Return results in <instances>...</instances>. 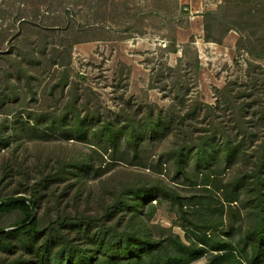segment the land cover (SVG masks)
Wrapping results in <instances>:
<instances>
[{
  "label": "rangeland",
  "instance_id": "1",
  "mask_svg": "<svg viewBox=\"0 0 264 264\" xmlns=\"http://www.w3.org/2000/svg\"><path fill=\"white\" fill-rule=\"evenodd\" d=\"M226 1L244 2L242 8L246 13L258 9L260 3V0H0V90L7 87L6 77L13 60L36 51L39 53L34 56L42 61L41 65L30 67L36 97L30 95L18 104L0 107V140L10 135L19 117L26 120L24 110L36 115L62 112L68 89L66 96L58 91L56 98H51L49 89L61 77L60 72L68 71L71 82L78 85L81 102L92 100L99 105L102 118L110 116L109 112L124 115L125 110L124 117L126 113L142 111L138 115L142 119L147 106L165 112L179 97L185 99L187 105L198 108L197 136L216 128L220 135L229 131L239 140L247 137L251 162L247 169L239 165L221 172L214 181L216 185L206 190L204 186L172 182L170 172L154 173L151 168L154 155L146 163L149 168H144L111 164L108 155L96 154L94 169L102 170V177L94 170L78 180L69 174H59L65 162L80 161L91 154L90 146L57 137L42 141L16 136L7 147L0 148V199L32 198L38 193L35 217L40 229L56 220L89 218L96 223L105 208L115 203L120 191L151 176L174 187L186 203L192 204L186 208L191 220H211L215 227L212 235L225 239V234L232 232L239 239L240 225L247 224L237 219L242 205L227 203L224 191L217 188L230 186L238 176H251L264 154L260 148L264 144V61H256L251 55L260 54L261 47L257 44L254 47L257 34L253 35V25L244 23L246 20L234 22L244 31L243 35L236 29L225 31L229 25L222 23L218 27L214 21L211 36L223 42L205 40V15L218 12ZM66 9L73 14V22L90 26L86 34L66 28ZM20 18L27 20L21 31ZM79 37L94 41L75 45L70 53L69 47ZM174 40L178 52L170 53ZM43 50L47 54H42ZM51 62L57 64L51 67ZM196 62L200 63L199 69ZM208 106L216 110H209ZM171 140L157 143L148 149L147 156L162 153ZM45 180L49 184L43 188ZM246 196L240 194V199H248ZM177 209L163 203L148 225L156 237L180 236L188 244L195 230L188 224L184 229ZM21 218L17 211L2 215L0 228L9 231ZM20 241L10 238L0 242V264H35L32 261L35 259L22 250ZM192 264H209V260L204 257Z\"/></svg>",
  "mask_w": 264,
  "mask_h": 264
},
{
  "label": "trees",
  "instance_id": "2",
  "mask_svg": "<svg viewBox=\"0 0 264 264\" xmlns=\"http://www.w3.org/2000/svg\"><path fill=\"white\" fill-rule=\"evenodd\" d=\"M243 4L242 1H226L218 12L207 13L205 40L218 44L223 42L211 36V23L214 21H217L218 27L222 23L229 25L225 31L236 29L243 35L244 31L234 22L246 20L244 23L253 25V35L257 34L256 37L252 36L256 39L254 47L256 44L261 47L260 54L251 55L256 61H264V39H261L264 38V0H260L258 9L247 13L243 11ZM64 15L68 30L80 35L87 33L90 26L73 22L70 10L66 9ZM18 22L20 31L27 26L26 19L20 18ZM91 41L94 40L79 37L69 47L70 53L75 45ZM169 52H178L175 40ZM38 53L31 51L11 62L12 70L6 77L7 87L0 90L1 108L12 103L18 104L30 95L33 99L36 97L30 67L42 64L41 59L34 56ZM41 53L47 54L46 50ZM51 64L52 67L57 63ZM199 64L196 62L197 69ZM60 74L59 80L50 84L49 90L51 98H56L58 91L64 96L68 89L62 112L36 115L24 110L22 114L26 120L18 118L10 135L1 138L0 148L7 147L16 136L42 141L57 137L67 142L86 144L92 153L80 161L74 159L65 162L59 174H69L78 180L95 170L96 154L103 157L108 155L111 164L125 163L144 168L148 166L146 163L149 157L154 155L155 163L151 166L154 173L164 175L170 172L172 182L193 187L204 186L206 190L216 185L214 181H217L221 172L239 165L247 169L251 163L247 153V137L239 140L229 131L221 136L216 128L197 136L195 128L199 119L198 108L187 105L185 99L180 100L179 97L165 112L159 107L147 106L148 110L142 119H138L142 111L126 113L124 117L125 110L124 115L109 112L110 116L102 118L99 105L93 104L92 100L81 102L78 85L71 82L68 71ZM10 79L15 80V84ZM90 93L95 99L98 98L92 90ZM207 109L216 110L210 106ZM83 112L86 114L82 115ZM171 138L162 153L147 156L150 153L148 149ZM251 141L254 142V139ZM260 148L264 152V144ZM258 162V169L251 176H238L230 182V186H216L224 191L227 203L242 205L237 219L243 223L245 220L247 224L240 225L239 239L232 232L225 234V239L212 235L211 231L215 227L211 220H191L186 208L192 204L186 203L174 187L160 178L150 176L120 191L115 203L105 208L96 223L89 218L56 220L51 226L40 229L39 220L35 215L33 217V210L36 211L39 205L38 193L32 198L0 199V216L13 211L22 215L19 221L9 227L11 230L0 228V242L10 238L20 239L22 250L35 259L32 260L35 264H192L204 257H208L209 264H264V154ZM95 172L98 177H102V170L97 169ZM48 184L49 181L45 180L43 188L48 187ZM243 193L248 199H240ZM153 201L156 203L153 204ZM163 203L178 208L177 213L184 229L187 228L186 224L194 228L188 244L180 236L170 235L162 239L154 235L148 222ZM223 213L224 207L221 216ZM221 225L223 223L217 227Z\"/></svg>",
  "mask_w": 264,
  "mask_h": 264
},
{
  "label": "water",
  "instance_id": "3",
  "mask_svg": "<svg viewBox=\"0 0 264 264\" xmlns=\"http://www.w3.org/2000/svg\"><path fill=\"white\" fill-rule=\"evenodd\" d=\"M34 215H35V211L33 210V217H34Z\"/></svg>",
  "mask_w": 264,
  "mask_h": 264
}]
</instances>
